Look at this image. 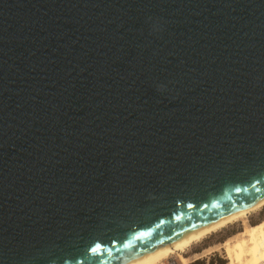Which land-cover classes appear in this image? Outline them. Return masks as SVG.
<instances>
[{
	"label": "water",
	"instance_id": "1",
	"mask_svg": "<svg viewBox=\"0 0 264 264\" xmlns=\"http://www.w3.org/2000/svg\"><path fill=\"white\" fill-rule=\"evenodd\" d=\"M262 201L264 0H0V264H130Z\"/></svg>",
	"mask_w": 264,
	"mask_h": 264
},
{
	"label": "bare ground",
	"instance_id": "2",
	"mask_svg": "<svg viewBox=\"0 0 264 264\" xmlns=\"http://www.w3.org/2000/svg\"><path fill=\"white\" fill-rule=\"evenodd\" d=\"M263 209L264 201L130 264H172L174 261L179 264H190L189 255L197 247L237 224L244 227L243 232L220 245L205 248L204 252L210 254L214 250H222L234 244L233 253L229 256L231 264H264V223L259 226L249 223V219Z\"/></svg>",
	"mask_w": 264,
	"mask_h": 264
},
{
	"label": "rangeland",
	"instance_id": "3",
	"mask_svg": "<svg viewBox=\"0 0 264 264\" xmlns=\"http://www.w3.org/2000/svg\"><path fill=\"white\" fill-rule=\"evenodd\" d=\"M251 221V222H250ZM249 223L253 226H259L264 223V209L252 216L249 219ZM244 227L241 224H237L229 230H225L223 233L213 237L212 239L206 241L203 245L197 247L191 255L190 264H231L230 255L233 253V245L227 246L226 248L218 251H212L210 254L205 253L204 249L214 245H220L226 240L233 238L240 232H243ZM264 233V231H263ZM172 264H179L178 262H172ZM238 264V263H235Z\"/></svg>",
	"mask_w": 264,
	"mask_h": 264
},
{
	"label": "snow or ice",
	"instance_id": "4",
	"mask_svg": "<svg viewBox=\"0 0 264 264\" xmlns=\"http://www.w3.org/2000/svg\"><path fill=\"white\" fill-rule=\"evenodd\" d=\"M100 248H101V245H100L99 243H96L94 246H91V247L88 249V251H89V253H91V254H96V253L99 252Z\"/></svg>",
	"mask_w": 264,
	"mask_h": 264
}]
</instances>
